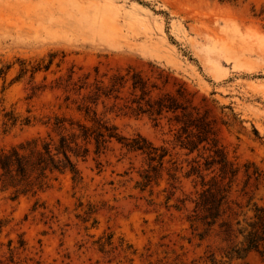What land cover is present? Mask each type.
I'll list each match as a JSON object with an SVG mask.
<instances>
[{
    "label": "rangeland",
    "instance_id": "obj_1",
    "mask_svg": "<svg viewBox=\"0 0 264 264\" xmlns=\"http://www.w3.org/2000/svg\"><path fill=\"white\" fill-rule=\"evenodd\" d=\"M24 62L29 69L51 63L6 91V110L30 124L9 129L1 113L0 147L58 141L56 117L84 121L77 106L88 88L75 89L132 67L160 87L155 93L181 89V101L205 116L239 168L223 219L244 224L254 204L264 206V0H0V65L12 64L8 81ZM121 97L100 102L98 115L126 137L140 133L167 147L164 166L142 189L147 160L113 140L100 154L89 145L86 160H78L80 181L67 173L35 195L0 191V264L226 259L230 243L219 223L191 220L201 185L187 176L197 153L177 142L182 124L169 121L172 113L157 124L128 108L127 89ZM262 250L230 264H264Z\"/></svg>",
    "mask_w": 264,
    "mask_h": 264
},
{
    "label": "trees",
    "instance_id": "obj_2",
    "mask_svg": "<svg viewBox=\"0 0 264 264\" xmlns=\"http://www.w3.org/2000/svg\"><path fill=\"white\" fill-rule=\"evenodd\" d=\"M50 63L29 69L24 62L20 73L11 81L7 80V76L12 64L0 65V114H3V124L9 129L18 124L29 125L30 118L22 120L13 111L6 110V91L28 71L34 75L42 68L48 70ZM88 77L89 75H86L85 79ZM87 88L83 103L77 106V111L84 121L56 117L54 128L60 132L58 141L33 139L10 148L0 147V191L12 188L14 198L20 195H35L44 190L52 178L57 179L67 173L72 175L74 181H80L82 175L78 160H86L90 153L89 145L93 144L95 153L100 154L113 140L128 152L141 153L147 160L148 168L141 174V186L145 189L151 181V172L156 174L164 166L169 149L163 145H155L140 133L132 137L122 135L116 125L99 116L97 112L100 102L105 103L109 99L117 101L122 98L123 90L127 89L131 96L128 108L137 115H148L157 124L167 114H174V118H169V121L182 124L176 136L177 142L181 148L186 149L188 155L197 153L187 173V176L197 175L201 185V190L193 199L191 220L193 225L198 221L208 226L219 223L224 239L230 243L224 255L226 259L222 261L210 257V264H230L233 259L243 258L250 252H263L264 206L254 204L251 209L253 213L243 221L244 224L240 220L233 224L223 219L228 203V190L238 175L239 168L229 159L225 148L216 138L213 126L205 116L181 101V89H177L176 94L155 93L160 87L132 67H128L124 72L114 73L108 83L96 78L90 85L86 82L80 84L75 91L80 94ZM246 172L249 178L256 174ZM207 175H211L208 180ZM170 198L169 196L167 200ZM238 237H241V240L235 243L234 239Z\"/></svg>",
    "mask_w": 264,
    "mask_h": 264
}]
</instances>
